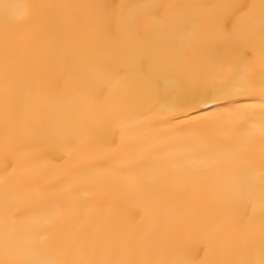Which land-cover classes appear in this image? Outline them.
Here are the masks:
<instances>
[{"label": "bare ground", "instance_id": "6f19581e", "mask_svg": "<svg viewBox=\"0 0 264 264\" xmlns=\"http://www.w3.org/2000/svg\"><path fill=\"white\" fill-rule=\"evenodd\" d=\"M105 2L0 0V249L5 242L6 171L9 194L23 195L25 178L44 168L46 184L55 185L60 176L68 181L56 200L68 222L40 233L38 243L45 253L63 241L75 244L73 258L102 264L227 261L243 234L258 259L264 231V112L259 91L196 108L209 85L185 87L177 83L178 76L163 73L155 88L147 87L144 76L149 69L145 66L144 76L135 72L138 63L147 64L135 46L117 50L82 27L76 43L50 61L26 32L27 18L37 12L34 5H56L42 11L70 20L97 11L81 6ZM145 2L172 5L170 13L194 19L220 17L232 11L228 5L260 0ZM253 44L259 50L258 14ZM155 48L153 61L177 63L188 55L163 38ZM119 71H128L130 79L118 80ZM251 79L259 90L264 82L259 57ZM224 83L218 80L211 86ZM6 92L14 98L10 108ZM179 105L185 111H173ZM207 111L230 114L217 126L198 119ZM6 147L11 150L8 159ZM29 239L20 226H14L9 237L22 250H27Z\"/></svg>", "mask_w": 264, "mask_h": 264}, {"label": "snow or ice", "instance_id": "6c2138e0", "mask_svg": "<svg viewBox=\"0 0 264 264\" xmlns=\"http://www.w3.org/2000/svg\"><path fill=\"white\" fill-rule=\"evenodd\" d=\"M5 7H8L5 5ZM37 12L27 18L26 32L32 43L50 61L57 54L67 52L76 43L77 34L82 27L91 29L94 36L109 41L119 50L125 46H135L142 60L135 67V72L144 76L145 66L149 74L144 76L145 85L155 88L160 74L169 73L178 76L177 83L188 87L195 82L208 84L209 88L194 107L200 105H218L221 100L234 96H253L259 91L260 108L264 112V82L259 90L251 75L259 64L264 68V0L259 4H233L232 11L220 17H198L189 19L177 13H170L172 5L147 3L145 0H130L126 4H114L106 0L102 4L88 7L97 10L95 14L84 17H72L61 20L51 14L46 15L42 9L58 7L56 5H34ZM161 9L164 11L161 12ZM260 22V48L253 44L254 22ZM164 39L166 44L181 53L177 63L166 59L153 61L155 46ZM9 78L6 69V80ZM128 71H119L118 80H129ZM225 81L220 88L212 87L214 81ZM13 96L6 92L5 105L11 107ZM219 106V105H218ZM173 111H185L183 105L174 106ZM230 113L225 111H207L198 116L199 120L224 125ZM222 132H230V128L220 127ZM229 149L235 145L227 146ZM11 156V150L5 148V158ZM138 166L143 164L138 162ZM51 169H56L54 163ZM14 171V169H13ZM4 177L5 203L3 209L5 242L0 249V264H102L100 261L75 259L72 252L75 244L66 246L63 241L51 246L45 253L38 238L42 231H51L68 222V217L57 206L59 194L68 186L64 176L57 179L55 185L44 182L47 170L38 169L25 178L27 190L23 195L9 194L8 176ZM14 226L24 228L31 239L26 242V249L14 247L9 237ZM201 241H197V245ZM210 243V241H208ZM196 248L194 247V251ZM260 256L255 257L254 245L241 234L233 244V255L227 261L212 260L204 262L195 258H178L169 260L167 264H264V231L261 233ZM153 264V262H149Z\"/></svg>", "mask_w": 264, "mask_h": 264}]
</instances>
